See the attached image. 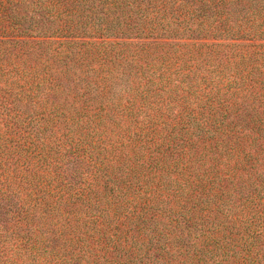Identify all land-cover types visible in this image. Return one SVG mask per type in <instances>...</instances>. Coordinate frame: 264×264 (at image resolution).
I'll list each match as a JSON object with an SVG mask.
<instances>
[{"label":"trees","instance_id":"trees-1","mask_svg":"<svg viewBox=\"0 0 264 264\" xmlns=\"http://www.w3.org/2000/svg\"><path fill=\"white\" fill-rule=\"evenodd\" d=\"M259 40L264 0H0V264H264Z\"/></svg>","mask_w":264,"mask_h":264},{"label":"rangeland","instance_id":"rangeland-1","mask_svg":"<svg viewBox=\"0 0 264 264\" xmlns=\"http://www.w3.org/2000/svg\"><path fill=\"white\" fill-rule=\"evenodd\" d=\"M247 43L251 46L249 48L254 49L257 52V65H260L261 64V66H263L264 65V40L248 41ZM263 68H264V66H263ZM258 77H259V75H257V78ZM259 81L263 82L264 81V76H261L259 78ZM250 101H252V103H251L252 106L251 107L254 110H256V111H260L262 113L261 116L264 117V95H261L259 97H255V98L252 97L250 99ZM190 108L193 110L194 113L195 112L202 111V110L210 113V110L209 109H212V112L214 111L213 108H208V109L205 110L204 104L199 103V102H192V101H190ZM176 111H178V109H176ZM236 111L237 110H235V114L234 115L232 113H230V117H229L230 119H232L233 116L234 117H238V113ZM252 116L253 115L250 113V111L249 112H246L245 111L244 114L241 116V118L238 117L239 118L238 119L239 123L236 124L235 126L233 124H231V127H229V128L230 129H235L237 131H244V132H246L247 131L246 128H247V126H249L250 129H251L250 132H253L255 134V136L256 137H259V139L262 140V143H264V136H263L264 135V120L261 121V117H258V119L255 122V120H254V118H252ZM216 120L217 119L215 118L214 119V122ZM240 122H241V124H240ZM217 126H218V124H217ZM209 127L210 126L207 124L205 127L202 128L201 131H204L206 133V131H209L208 130ZM208 135H209V133H208ZM206 137H208V136H206ZM207 139H210L209 142L211 141V138L210 137H208ZM251 140H253V138ZM251 140L248 141L249 142V145L252 146V147H254L253 144L255 142L252 143ZM213 148H215L214 145H208L207 146L206 152L209 153V155H206V156L210 157L212 155V153H213L212 149ZM238 151H240V150L237 149V148H235V151L234 150H231L229 152V155L227 156L228 159L222 158V156H221V158L223 160H230L231 161V162L230 161H223V164H225V162L231 163L229 165H226L225 168L223 167V164H222L221 172H223L225 175H229V174L232 173L234 161H236L237 159H239L241 157L244 158L245 151L244 152H238ZM240 153H241V155H240ZM195 205H199V207L201 208V210L207 209V208H205L206 205L205 206H202V205H204V203H202L201 200L199 202H196Z\"/></svg>","mask_w":264,"mask_h":264}]
</instances>
